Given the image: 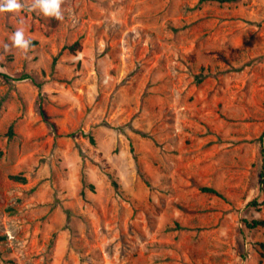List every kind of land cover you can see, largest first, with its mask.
I'll use <instances>...</instances> for the list:
<instances>
[{
	"label": "rangeland",
	"instance_id": "obj_1",
	"mask_svg": "<svg viewBox=\"0 0 264 264\" xmlns=\"http://www.w3.org/2000/svg\"><path fill=\"white\" fill-rule=\"evenodd\" d=\"M61 9L0 14V264H264V0Z\"/></svg>",
	"mask_w": 264,
	"mask_h": 264
},
{
	"label": "clouds",
	"instance_id": "obj_2",
	"mask_svg": "<svg viewBox=\"0 0 264 264\" xmlns=\"http://www.w3.org/2000/svg\"><path fill=\"white\" fill-rule=\"evenodd\" d=\"M64 0H30L29 3L24 0H0V14L10 13L18 17L21 11L27 8L28 11H38L44 17H52L57 20H63L64 15L61 9V5ZM11 43H0V47L3 48V53L9 54L13 49L19 50L25 56L32 48V40L25 37L23 28H17L10 37ZM4 56L0 55V60H3Z\"/></svg>",
	"mask_w": 264,
	"mask_h": 264
},
{
	"label": "trees",
	"instance_id": "obj_3",
	"mask_svg": "<svg viewBox=\"0 0 264 264\" xmlns=\"http://www.w3.org/2000/svg\"><path fill=\"white\" fill-rule=\"evenodd\" d=\"M200 1H215V2H229V1H232V0H200ZM70 51L74 52L76 50H79L81 49V45L79 42H75L74 44L70 45L67 47ZM3 77L6 78V79H14V78H11L10 76H8L7 74H3ZM29 76H26V75H22L21 77L19 78H15L16 80H24L26 78H28ZM198 81H201L202 78L200 76H198ZM12 126L9 128V134L11 135L12 134ZM261 177H263V180H262V183L264 184V167H263V171L261 172ZM13 179H21V180H24L23 178H21L20 176H12ZM201 191L203 192H206V193H209V194H212V195H215V196H218V197H222L223 198V195L214 187H208V186H202L201 187ZM264 203V202H263ZM251 205H254V206H258L260 205L257 201H253L251 202ZM245 223L246 225L249 227V228H257V227H264V219H254L252 220L251 222L245 220ZM261 246L264 248V243H261Z\"/></svg>",
	"mask_w": 264,
	"mask_h": 264
}]
</instances>
